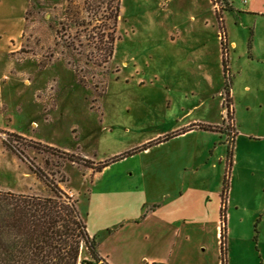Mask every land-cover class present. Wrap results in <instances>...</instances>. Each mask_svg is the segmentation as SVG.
I'll use <instances>...</instances> for the list:
<instances>
[{"label": "rangeland", "instance_id": "1", "mask_svg": "<svg viewBox=\"0 0 264 264\" xmlns=\"http://www.w3.org/2000/svg\"><path fill=\"white\" fill-rule=\"evenodd\" d=\"M94 1L0 0V189L50 195L30 165L41 169L102 237L93 168L158 133L212 126L199 131L190 187L154 215L179 225L177 264H221L213 213L226 177V264H264V12L244 0H120L104 63L95 47L104 14H93ZM155 154L138 153L106 176ZM157 222L138 216L117 232H152ZM81 258H90L85 246Z\"/></svg>", "mask_w": 264, "mask_h": 264}, {"label": "crops", "instance_id": "2", "mask_svg": "<svg viewBox=\"0 0 264 264\" xmlns=\"http://www.w3.org/2000/svg\"><path fill=\"white\" fill-rule=\"evenodd\" d=\"M243 4L247 10L264 12V0H244ZM19 21L21 25V20ZM3 52L0 48V54ZM199 131L212 130L193 127V124L188 123L169 133L160 136L158 133L146 140L161 141L138 152L144 156L156 153L148 164L136 167L118 165L116 172L106 176L107 171L114 165L135 157L138 154L136 153L110 163L100 171L91 172L90 182L93 185L89 188L90 199L96 206L94 208L96 217L100 220L97 223L99 230L107 231L100 237L98 250L108 264H177L181 261V251L177 247L180 232L176 226L179 225L177 221H173L176 219L170 220L166 215L161 218L154 214L180 198L184 188L187 190L190 187L185 183L184 177L188 174V167L194 164ZM219 159L223 160L222 154ZM220 209L221 206L219 209L215 208L213 213L215 233L219 235V240L222 224ZM90 214L93 217L92 210ZM138 216L155 218L158 225H154L152 232H117ZM87 218L88 232L91 235L97 234V229H91ZM170 225L175 226L174 232H167L166 227ZM258 237L257 232L254 240ZM220 263L222 264L221 243Z\"/></svg>", "mask_w": 264, "mask_h": 264}, {"label": "trees", "instance_id": "3", "mask_svg": "<svg viewBox=\"0 0 264 264\" xmlns=\"http://www.w3.org/2000/svg\"><path fill=\"white\" fill-rule=\"evenodd\" d=\"M93 3V14L96 17L99 12H102L101 15L104 14L102 22H104L106 32L96 37L98 44L95 47L100 51V61L107 63L114 55L115 42L118 39L115 31L120 15V0H95ZM78 23L83 24L84 20ZM71 44L68 46L70 47ZM86 60L89 62V58L86 57ZM73 68L78 76V82L86 86L83 68L76 67V65ZM228 115L230 116V109H228ZM203 128L213 129L212 126H203ZM159 141L161 140L157 139L139 147H133L110 160L100 161L93 169L100 171L110 163L134 155ZM232 142L231 140L227 148L228 158L232 156ZM10 148L18 151L13 146ZM63 153L70 160L80 163L71 159L72 154ZM61 159H64V156ZM30 168L38 178L45 182L52 194L18 193L0 189V264H85L92 262L108 264L98 250L99 235H91L88 232L86 218L79 210L78 200L65 192L48 173L35 169L32 165ZM228 189L227 178L224 177L220 209L222 264H226L224 235L226 233L225 204ZM84 246L90 256L88 260L81 258Z\"/></svg>", "mask_w": 264, "mask_h": 264}]
</instances>
